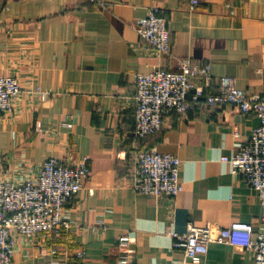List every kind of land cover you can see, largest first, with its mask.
I'll return each instance as SVG.
<instances>
[{
    "label": "crops",
    "instance_id": "1",
    "mask_svg": "<svg viewBox=\"0 0 264 264\" xmlns=\"http://www.w3.org/2000/svg\"><path fill=\"white\" fill-rule=\"evenodd\" d=\"M150 8L170 20L169 55L152 52L135 30ZM184 57L264 99V0H198L193 9L192 0H0V74L51 95L36 102L24 94L10 115L0 113V180L49 155L66 163L88 157L90 167L68 206L72 227L55 243L18 248L12 264H118L124 234L135 238V264H183L168 230L259 221L257 192L221 161L260 124L255 115L192 103L151 137L135 139L136 74L177 71ZM217 91L213 82L206 94ZM147 149L181 159L183 189L174 200L132 187L136 152ZM253 262L251 252L227 243H211L204 259Z\"/></svg>",
    "mask_w": 264,
    "mask_h": 264
},
{
    "label": "built area",
    "instance_id": "2",
    "mask_svg": "<svg viewBox=\"0 0 264 264\" xmlns=\"http://www.w3.org/2000/svg\"><path fill=\"white\" fill-rule=\"evenodd\" d=\"M198 0H192V9ZM142 42L158 56L171 51L170 20L158 8L134 22ZM215 82L218 91L206 94ZM134 104L136 140L157 133L165 118L172 113L184 114L191 106H230L242 114H253L260 124L241 139L238 150L222 156L231 173L242 176L244 182L257 192L262 214L257 223L233 221L226 227L189 223L186 232L168 230L173 246L182 249L183 264H204L211 243H227L238 250L253 254V264H264V99L248 94L237 86L233 77L213 78L209 64L190 57L181 58L177 71L157 68L150 73H137ZM26 88L16 74H0V113L10 115L15 103L29 94L33 101L45 102L50 92L40 86ZM40 125V124H39ZM181 159L171 153L152 150L136 152L133 165L135 191L150 197L174 200L182 191L179 172ZM90 175L88 157L66 163L49 155L36 167H20L15 176L0 180V264H12L17 247L34 248L55 243L64 230H69L73 218L68 206L84 187ZM135 238L129 234L118 237L122 251L118 264H135L131 245ZM82 252L78 253L81 255Z\"/></svg>",
    "mask_w": 264,
    "mask_h": 264
},
{
    "label": "trees",
    "instance_id": "3",
    "mask_svg": "<svg viewBox=\"0 0 264 264\" xmlns=\"http://www.w3.org/2000/svg\"><path fill=\"white\" fill-rule=\"evenodd\" d=\"M152 135H154V134H152ZM152 135H149L148 137H146V138H143V139H140V140H144V139H147V138L151 137Z\"/></svg>",
    "mask_w": 264,
    "mask_h": 264
},
{
    "label": "rangeland",
    "instance_id": "4",
    "mask_svg": "<svg viewBox=\"0 0 264 264\" xmlns=\"http://www.w3.org/2000/svg\"><path fill=\"white\" fill-rule=\"evenodd\" d=\"M20 247H22V245H19V246L17 247V249L20 248Z\"/></svg>",
    "mask_w": 264,
    "mask_h": 264
}]
</instances>
